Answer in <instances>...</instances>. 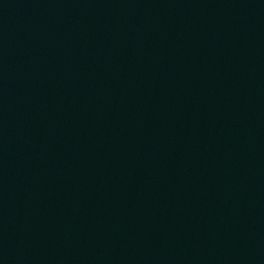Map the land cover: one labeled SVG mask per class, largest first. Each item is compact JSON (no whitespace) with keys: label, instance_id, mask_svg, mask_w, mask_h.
<instances>
[{"label":"water","instance_id":"95a60500","mask_svg":"<svg viewBox=\"0 0 264 264\" xmlns=\"http://www.w3.org/2000/svg\"><path fill=\"white\" fill-rule=\"evenodd\" d=\"M0 264H264V0H0Z\"/></svg>","mask_w":264,"mask_h":264}]
</instances>
